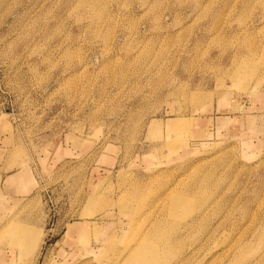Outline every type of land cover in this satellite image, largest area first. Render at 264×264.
I'll list each match as a JSON object with an SVG mask.
<instances>
[{"label": "rangeland", "instance_id": "obj_1", "mask_svg": "<svg viewBox=\"0 0 264 264\" xmlns=\"http://www.w3.org/2000/svg\"><path fill=\"white\" fill-rule=\"evenodd\" d=\"M144 263L264 264V0H0V264Z\"/></svg>", "mask_w": 264, "mask_h": 264}, {"label": "bare ground", "instance_id": "obj_2", "mask_svg": "<svg viewBox=\"0 0 264 264\" xmlns=\"http://www.w3.org/2000/svg\"><path fill=\"white\" fill-rule=\"evenodd\" d=\"M138 251H139V247L136 249L135 252L132 253V259H131L132 261L135 260L136 257L138 258V256H137ZM144 264H149V263H144Z\"/></svg>", "mask_w": 264, "mask_h": 264}]
</instances>
